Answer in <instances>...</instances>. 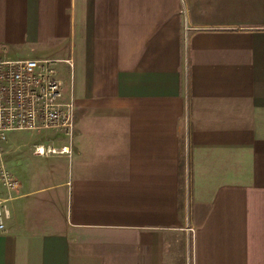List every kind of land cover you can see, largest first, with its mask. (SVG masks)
I'll return each instance as SVG.
<instances>
[{
  "label": "crops",
  "instance_id": "crops-1",
  "mask_svg": "<svg viewBox=\"0 0 264 264\" xmlns=\"http://www.w3.org/2000/svg\"><path fill=\"white\" fill-rule=\"evenodd\" d=\"M0 56L75 99L0 142V264H264V0H0Z\"/></svg>",
  "mask_w": 264,
  "mask_h": 264
},
{
  "label": "built area",
  "instance_id": "built-area-1",
  "mask_svg": "<svg viewBox=\"0 0 264 264\" xmlns=\"http://www.w3.org/2000/svg\"><path fill=\"white\" fill-rule=\"evenodd\" d=\"M65 62L70 63V60ZM75 99L65 94L58 76L57 61L51 58H6L0 56V142L9 131L61 129L71 137L74 129ZM55 153V149H48ZM37 154H43L35 149ZM0 148V155H1ZM0 182L6 191L14 190L16 180L0 163ZM0 198V232H5V203Z\"/></svg>",
  "mask_w": 264,
  "mask_h": 264
},
{
  "label": "rangeland",
  "instance_id": "rangeland-1",
  "mask_svg": "<svg viewBox=\"0 0 264 264\" xmlns=\"http://www.w3.org/2000/svg\"><path fill=\"white\" fill-rule=\"evenodd\" d=\"M6 171H7V173H8V169L6 168ZM11 175V174H10ZM0 184L3 186V184L0 182ZM1 198V197H0Z\"/></svg>",
  "mask_w": 264,
  "mask_h": 264
}]
</instances>
